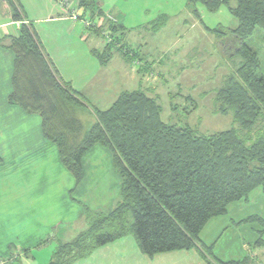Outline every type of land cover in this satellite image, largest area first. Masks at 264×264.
I'll return each mask as SVG.
<instances>
[{
  "label": "trees",
  "instance_id": "obj_1",
  "mask_svg": "<svg viewBox=\"0 0 264 264\" xmlns=\"http://www.w3.org/2000/svg\"><path fill=\"white\" fill-rule=\"evenodd\" d=\"M3 1L12 20L22 23L9 45L14 54L9 102L40 116L43 138L55 146L75 187L83 179L82 158L95 146L110 153L121 179L115 208L102 214L84 207L89 229L70 243H60L49 264H71L127 235L148 257L196 249L207 264H255L249 258L210 262L199 234L231 204L257 189L264 194V76H258L256 51L245 44L256 30L264 31V0H197L212 13L221 5L228 7L237 25L221 33L236 42L232 56L241 58L213 99L219 114L231 116L232 125L211 134L172 123L168 109L176 110V104L166 109L164 120L159 93L152 96L151 88L122 93L105 111L92 108L59 80L32 25L24 23L19 0ZM78 7L87 11L94 2L80 0ZM115 29L110 23L109 30ZM117 50L126 60L140 61L130 59L128 49ZM93 55L101 65L112 56L107 46ZM79 115L91 122L83 124Z\"/></svg>",
  "mask_w": 264,
  "mask_h": 264
},
{
  "label": "crops",
  "instance_id": "obj_2",
  "mask_svg": "<svg viewBox=\"0 0 264 264\" xmlns=\"http://www.w3.org/2000/svg\"><path fill=\"white\" fill-rule=\"evenodd\" d=\"M56 2L19 0L24 23L32 25L59 80L68 84L89 106L94 105L93 100L103 98L105 105L100 111L110 108L120 94L143 90L149 84L148 81L142 84L144 77L132 62L115 61L112 57L101 65L93 55V51L103 48L100 37L94 33L85 35L82 27L75 24ZM104 15L110 14L105 12ZM21 24L12 20L9 7L0 0V261H6L0 264H33L31 261L37 259V264H49L60 243H70L89 229L84 207L102 214L115 208L120 200L121 179L106 150L103 158L108 164L105 167L98 158L86 173L82 161L83 179L75 187L73 177L59 167L54 145L43 138L40 116L29 114L9 102L14 64L9 45L11 38L19 33ZM134 74L138 75L133 78ZM132 80H135L133 86ZM129 85L132 90H128ZM101 94H110L108 102ZM96 147L102 148L95 146L89 152ZM46 159L49 162L55 159L57 177L64 176L72 182L73 202L67 204L69 191L62 196L67 204L63 209L65 220L60 217V196L54 191V188L58 189L60 179L54 178L49 169L45 171ZM101 172H104L103 176ZM65 222L67 226L61 227ZM35 247L41 251L33 254ZM71 264H206V261L196 249L148 257L140 252L135 238L127 235L98 247L86 258Z\"/></svg>",
  "mask_w": 264,
  "mask_h": 264
},
{
  "label": "rangeland",
  "instance_id": "obj_3",
  "mask_svg": "<svg viewBox=\"0 0 264 264\" xmlns=\"http://www.w3.org/2000/svg\"><path fill=\"white\" fill-rule=\"evenodd\" d=\"M54 1L52 0L53 3ZM62 1L67 3L68 8L66 7L65 11L68 16L72 13L79 15V18L73 21L82 27L85 35L94 33L100 37L103 48L96 49L99 53L107 46L111 51V58L114 57L115 61L123 59L131 63L117 50L128 49L130 59L140 60L132 63L144 77L142 84L147 81L149 83L145 86L147 89L144 87L143 90L151 88L149 91H152V96H155L156 91L159 92L158 100L163 108L164 120L169 113L168 118L172 123L180 127L189 126L199 134H211L230 128L231 116L219 114L213 101L221 83L241 63L239 56H232L237 48L236 42H229V37H226L228 35L221 33L237 25L226 5H221L212 13L197 0H93L92 9L81 11L78 7L80 0ZM56 3L58 5V2ZM231 4L236 5L234 1H231ZM99 11L102 15L105 12L110 14L114 19L111 20L106 15L103 19ZM84 20L91 23L89 29L84 26ZM157 21H162L159 26H156ZM110 23L116 27L115 32L109 30ZM245 44L256 51L260 64L258 76H264V31L256 30ZM91 46L94 48L95 43L92 42ZM133 52L136 53L135 57L132 56ZM146 64L149 66L148 70ZM136 75L138 74L132 75L133 78ZM134 82L135 80H132L131 86ZM127 88L132 90L130 85ZM187 96L191 97L189 101ZM104 98L108 102L110 94ZM93 103L99 110L105 105L103 98L101 101L93 100ZM171 104H176L177 108L170 113L168 107ZM94 105L90 104L92 108H95ZM79 118L85 125L91 122L87 115H79ZM105 151L96 147L93 152L83 156L86 173H89L94 166L93 162L98 158L102 159L103 167L108 164L103 158L107 154ZM44 165L45 171L49 169L54 178L60 179L58 189L54 188V191L60 196V217L65 220L66 213L63 209L67 208V204L72 203L74 198L72 182L64 176L57 177L55 159L53 162L46 159ZM59 167L62 166L59 164ZM101 174L103 176L104 172ZM67 191L69 192L66 204L62 196ZM66 226V222L61 223V227ZM199 238L205 246L204 251L210 262L249 258L255 264H264V194L257 189L247 199L231 204L225 215L213 218L205 225ZM257 242L261 245H257ZM37 249L35 247L32 250L33 254L41 251ZM203 259L206 261L204 257ZM31 262L37 264L38 259Z\"/></svg>",
  "mask_w": 264,
  "mask_h": 264
},
{
  "label": "built area",
  "instance_id": "obj_4",
  "mask_svg": "<svg viewBox=\"0 0 264 264\" xmlns=\"http://www.w3.org/2000/svg\"><path fill=\"white\" fill-rule=\"evenodd\" d=\"M55 1H57L58 2V4L64 9V10H66V7L68 8V6H67V3L66 2H64V1H62V0H55ZM65 13H66V11H65ZM75 13H72L71 14V16H69L72 20H76V19H78L79 17H78V15L76 14V15H74ZM77 17V18H76ZM108 18H110L111 20H112V17H109V16H107ZM104 19H105V17H104ZM84 26L85 27H87L88 29L90 28V26H91V23L89 22V20H84Z\"/></svg>",
  "mask_w": 264,
  "mask_h": 264
}]
</instances>
